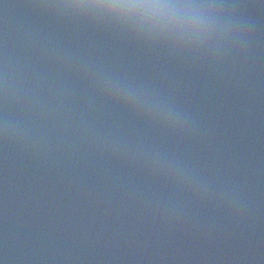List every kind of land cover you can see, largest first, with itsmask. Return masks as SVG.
Masks as SVG:
<instances>
[{
    "label": "water",
    "instance_id": "water-1",
    "mask_svg": "<svg viewBox=\"0 0 264 264\" xmlns=\"http://www.w3.org/2000/svg\"><path fill=\"white\" fill-rule=\"evenodd\" d=\"M225 2L254 26L241 56L0 0V48L35 41L64 56L36 70L96 133L72 155L0 137V259L264 264V3ZM94 82L123 85L131 103Z\"/></svg>",
    "mask_w": 264,
    "mask_h": 264
},
{
    "label": "clouds",
    "instance_id": "clouds-1",
    "mask_svg": "<svg viewBox=\"0 0 264 264\" xmlns=\"http://www.w3.org/2000/svg\"><path fill=\"white\" fill-rule=\"evenodd\" d=\"M34 6L109 25L149 43L219 44L230 56L245 53L254 27L236 11L240 5L225 0H36ZM37 61L63 67L65 57L35 41L14 46L6 39L0 48V137L16 136L37 150L72 155L78 145L95 139L96 133L55 77L36 70ZM94 84L107 98L131 103L123 85ZM165 120L175 126L180 123L178 118ZM232 210L243 214L241 197ZM9 260L5 253L0 264Z\"/></svg>",
    "mask_w": 264,
    "mask_h": 264
}]
</instances>
